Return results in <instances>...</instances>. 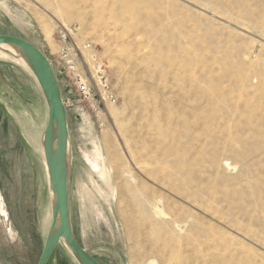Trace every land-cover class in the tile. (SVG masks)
Segmentation results:
<instances>
[{
	"label": "rangeland",
	"instance_id": "obj_1",
	"mask_svg": "<svg viewBox=\"0 0 264 264\" xmlns=\"http://www.w3.org/2000/svg\"><path fill=\"white\" fill-rule=\"evenodd\" d=\"M0 34L55 68L73 232L101 264H264V0H0ZM27 69L0 56V264H37L52 221L48 106ZM74 258L62 241L46 264Z\"/></svg>",
	"mask_w": 264,
	"mask_h": 264
},
{
	"label": "water",
	"instance_id": "obj_2",
	"mask_svg": "<svg viewBox=\"0 0 264 264\" xmlns=\"http://www.w3.org/2000/svg\"><path fill=\"white\" fill-rule=\"evenodd\" d=\"M0 44H9L22 54L39 83L48 106V121L42 143L49 185L53 193L52 221L37 264H46L62 241L79 264H101L78 243L73 232L70 205L69 119L55 69L48 56L24 38L0 34Z\"/></svg>",
	"mask_w": 264,
	"mask_h": 264
},
{
	"label": "built area",
	"instance_id": "obj_3",
	"mask_svg": "<svg viewBox=\"0 0 264 264\" xmlns=\"http://www.w3.org/2000/svg\"><path fill=\"white\" fill-rule=\"evenodd\" d=\"M58 43L62 59L66 63L68 70L74 75V79L76 81L79 92L87 99L93 101V104H96V101L94 100V97L92 95L91 87L88 85L87 81L84 80V78L80 74V71L78 70V66L76 65L78 53L72 42L71 30L67 28H60L58 30ZM93 67L95 72L94 79L98 81V87L100 85L99 88L103 90L110 99L114 100L115 95L112 91L110 80L108 78L107 71L103 66V63L100 60H95ZM98 103H100V101H98Z\"/></svg>",
	"mask_w": 264,
	"mask_h": 264
},
{
	"label": "bare ground",
	"instance_id": "obj_4",
	"mask_svg": "<svg viewBox=\"0 0 264 264\" xmlns=\"http://www.w3.org/2000/svg\"><path fill=\"white\" fill-rule=\"evenodd\" d=\"M43 22V21H42ZM0 56L4 57V58H9L11 60H14L18 63H21L22 65H25L29 70V66L28 64L26 63L25 59L23 58L22 54L17 51L14 47H12L11 45L9 44H0ZM53 65V64H52ZM54 67V66H53ZM27 69V70H28ZM55 69V68H54ZM31 71V70H30ZM86 71V70H85ZM56 72V71H55ZM32 73V71H31ZM57 74V73H56ZM33 75V73H32ZM34 76V75H33ZM35 77V76H34ZM58 77V76H57ZM36 79V78H35ZM59 80V79H58ZM37 81V80H36ZM38 83V82H37ZM38 86H39V83H38ZM40 87V86H39ZM63 95V94H62ZM64 99V98H63ZM64 103H65V100H64ZM66 105V104H65ZM67 107V105H66ZM43 151V150H42ZM69 162H71V158L69 159ZM107 176V174H106ZM108 180V179H107ZM51 196H52V199H53V193L51 191ZM155 211V213L157 214H160L161 213V210L158 208V206L156 205L155 206V209L153 210V212ZM48 234V233H47ZM75 259V258H74Z\"/></svg>",
	"mask_w": 264,
	"mask_h": 264
},
{
	"label": "crops",
	"instance_id": "obj_5",
	"mask_svg": "<svg viewBox=\"0 0 264 264\" xmlns=\"http://www.w3.org/2000/svg\"><path fill=\"white\" fill-rule=\"evenodd\" d=\"M60 83V82H59ZM60 86H61V84H60ZM61 90H62V88H61ZM62 94H63V92H62ZM68 111V110H67Z\"/></svg>",
	"mask_w": 264,
	"mask_h": 264
}]
</instances>
